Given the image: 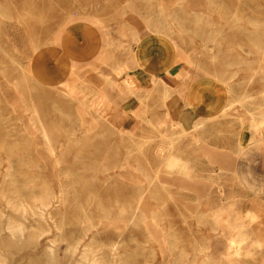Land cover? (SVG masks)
Returning <instances> with one entry per match:
<instances>
[{
  "label": "rangeland",
  "instance_id": "rangeland-1",
  "mask_svg": "<svg viewBox=\"0 0 264 264\" xmlns=\"http://www.w3.org/2000/svg\"><path fill=\"white\" fill-rule=\"evenodd\" d=\"M75 14L107 17L126 43L138 28L167 34L218 80L220 107L191 130L145 120L127 133L82 89L71 100L40 82L33 64ZM263 139L264 0H0V264H264V161L247 168L251 185L226 162ZM184 164L201 191L176 186ZM43 195L52 204L39 210Z\"/></svg>",
  "mask_w": 264,
  "mask_h": 264
},
{
  "label": "crops",
  "instance_id": "crops-1",
  "mask_svg": "<svg viewBox=\"0 0 264 264\" xmlns=\"http://www.w3.org/2000/svg\"><path fill=\"white\" fill-rule=\"evenodd\" d=\"M106 21L107 17L93 14H75L63 21L54 32L52 48L33 64L35 77L48 86H65V94L71 87L82 89L86 97L81 101L91 111L127 133L140 132L145 120L160 129L191 130L220 107L218 80L205 69L187 65L170 36L138 28L135 40L126 43ZM105 85L112 88L104 90ZM254 153L259 158L253 159ZM207 155L213 162L217 153L212 150ZM260 155H264V139L248 146L243 157L229 149L230 178L251 185L247 168L253 161H264ZM171 166L174 170L176 163ZM179 172L174 180L180 190L201 191L193 188L194 177L186 164ZM232 238L229 247L236 240Z\"/></svg>",
  "mask_w": 264,
  "mask_h": 264
},
{
  "label": "bare ground",
  "instance_id": "bare-ground-1",
  "mask_svg": "<svg viewBox=\"0 0 264 264\" xmlns=\"http://www.w3.org/2000/svg\"><path fill=\"white\" fill-rule=\"evenodd\" d=\"M34 58V57H33ZM34 63V62H33ZM18 71V70H17ZM165 102V101H164ZM164 105V104H163ZM234 107V106H233ZM175 124V123H174ZM198 124V123H197ZM174 126V125H173ZM197 127L199 128V126L197 125ZM48 140V139H47ZM51 144V143H50ZM49 147V146H48ZM162 147V146H161ZM160 147V148H161ZM51 148H53V147H51ZM166 149H167V147H162L161 149H160V152L161 151H166ZM211 151V150H210ZM169 160V159H168ZM171 161V160H170ZM183 162V161H182ZM168 165V164H167ZM205 165V164H204ZM211 165V164H210ZM170 170H171V168H170ZM187 173V172H186ZM190 173V172H189ZM209 173V172H208ZM176 174V173H175ZM193 177V176H192ZM219 180V179H218ZM98 192V191H97ZM101 194V193H100ZM226 198V197H225ZM224 198V199H225ZM38 199V201H37V203L34 205V207H36L37 209H39V210H43V208L45 209V208H47V207H49L51 204H52V198L50 197V196H48V195H43V196H41V197H39V198H37ZM58 200V199H57ZM244 202V201H243ZM39 203V204H38ZM33 205V204H32ZM29 206V207H33V206ZM15 208H17V209H21L20 211H22V210H27V208H28V205L27 204H25L24 202H18V203H16L15 205ZM59 207V206H58ZM25 210V211H26ZM239 211V210H238ZM43 212V211H42ZM38 213H40L41 214V211H38ZM34 215H35V212L33 213ZM43 214V213H42ZM7 215V214H6ZM221 218V217H220ZM247 219V218H246ZM45 220V219H44ZM213 220H215V219H213ZM221 221V220H220ZM215 222V221H214ZM238 222V221H237ZM223 223H224V221H223ZM215 224H216V222H215ZM107 225V224H106ZM109 225V224H108ZM107 225V226H108ZM227 225V224H226ZM51 226V225H50ZM238 226V225H237ZM226 227V226H225ZM226 228H228V227H226ZM252 228H254V227H252ZM6 229L8 230V232L11 234V236L12 237H14V238H17V237H20V236H22V233H23V231H24V228H23V226L21 225V224H17V225H14V224H12L11 222H8V225L6 226ZM240 229V228H239ZM230 230V229H229ZM231 231V230H230ZM24 236V235H23ZM22 236V237H23ZM21 237V238H22ZM92 237V236H91ZM239 237V236H238ZM246 237V236H245ZM259 238V237H258ZM19 239V238H18ZM233 239H235V238H233ZM243 240V239H242ZM52 241H54V240H51V243H52ZM242 242H244V241H242ZM231 243H232V246H234V248L236 249V251H237V253H239V244H240V238L238 239H236V240H231ZM258 243H262V240L261 241H258ZM53 245H54V243H53ZM231 246V245H230ZM52 247V246H51ZM48 248V247H47ZM49 250H51L50 252H52L51 254H54L53 253V251H54V249H50V248H48ZM53 250V251H52ZM56 250V249H55ZM87 252V251H86ZM55 253H57L56 251H55ZM58 254V253H57ZM90 255V254H89ZM84 259H85V257H84ZM91 260V259H90ZM89 260V261H90ZM84 261V260H83ZM79 264H81V263H79ZM89 264V263H88ZM92 264H98L97 262H93Z\"/></svg>",
  "mask_w": 264,
  "mask_h": 264
}]
</instances>
